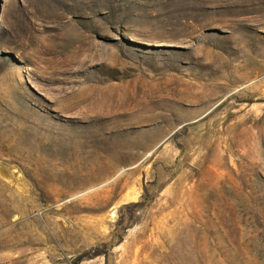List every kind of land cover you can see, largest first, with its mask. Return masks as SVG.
<instances>
[{"label": "rangeland", "instance_id": "rangeland-1", "mask_svg": "<svg viewBox=\"0 0 264 264\" xmlns=\"http://www.w3.org/2000/svg\"><path fill=\"white\" fill-rule=\"evenodd\" d=\"M10 262L264 264V0H0Z\"/></svg>", "mask_w": 264, "mask_h": 264}, {"label": "bare ground", "instance_id": "bare-ground-1", "mask_svg": "<svg viewBox=\"0 0 264 264\" xmlns=\"http://www.w3.org/2000/svg\"><path fill=\"white\" fill-rule=\"evenodd\" d=\"M96 88H97V86H95V88L89 87L88 89L83 91L81 94L79 93L80 95L78 96V98H76L77 100L75 99L76 101H74L71 104V108L73 106L76 107V106H81V104H84L81 108L82 110L85 109L84 111H86V110L87 111H96V110H102L106 107H111V105L116 102L114 95H109L108 97H106L105 96L106 94L104 91H102L99 87L98 88L100 90H98ZM108 110H109V108H108ZM98 112H100V111H98ZM98 114H101V112ZM104 115H103V117H104ZM99 116L101 117V115H99Z\"/></svg>", "mask_w": 264, "mask_h": 264}, {"label": "crops", "instance_id": "crops-1", "mask_svg": "<svg viewBox=\"0 0 264 264\" xmlns=\"http://www.w3.org/2000/svg\"><path fill=\"white\" fill-rule=\"evenodd\" d=\"M5 264H17L16 262H10V263H5Z\"/></svg>", "mask_w": 264, "mask_h": 264}]
</instances>
